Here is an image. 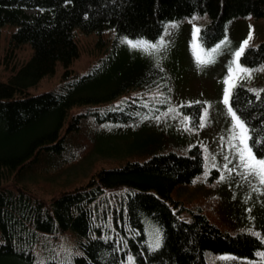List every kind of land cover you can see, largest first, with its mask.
Segmentation results:
<instances>
[{"label": "trees", "instance_id": "16d2710c", "mask_svg": "<svg viewBox=\"0 0 264 264\" xmlns=\"http://www.w3.org/2000/svg\"><path fill=\"white\" fill-rule=\"evenodd\" d=\"M196 17L208 20L198 45L211 49L229 20H264V0H0V34L7 26L9 47L31 50L0 79V264H207L208 254L252 261L264 253L261 236L224 233L200 211L182 216L186 208L171 194L202 174L199 145L141 162L116 158L119 165L95 169L84 184L49 200L21 184L61 174L93 150L112 154L104 130L137 128L166 111L171 91L158 60L160 40L168 23ZM77 32L96 35L99 49L112 35L83 73L68 69L79 53ZM126 40L158 47L121 56ZM240 60L249 68L264 65V42L247 47ZM58 64L59 84L34 94ZM153 90L157 97L144 95ZM230 106L248 129L253 153L264 158V88L257 95L237 86ZM203 107L180 106L188 127H197ZM66 233L74 242L62 255L59 239Z\"/></svg>", "mask_w": 264, "mask_h": 264}, {"label": "rangeland", "instance_id": "374dc122", "mask_svg": "<svg viewBox=\"0 0 264 264\" xmlns=\"http://www.w3.org/2000/svg\"><path fill=\"white\" fill-rule=\"evenodd\" d=\"M203 18L170 22L165 27L160 40L164 43L158 48V60L170 84L171 102L166 111L156 118L144 121L137 128L112 124L107 131L104 130L103 135L108 134L114 143V156H103L93 150L61 174H33L38 176L21 184L38 197L49 200L63 191L84 184L95 169L119 165L120 163L115 161L116 158L123 157L121 161L129 159L141 162L153 155L168 152L187 154L193 145H199L204 161L202 174L190 184L177 187L171 194L174 201L186 208L185 212L182 211V216L188 219L191 216L190 211H200L210 223L224 233L234 235L248 232L264 238V184H261L256 176L246 175L245 169L240 166L237 149L242 146L238 139H232L235 131L233 121L223 103V81L228 75L229 66L232 65L234 53L239 50L250 32L252 40L248 47L264 42V20L251 17L231 19L226 23L224 38L215 48L202 49L197 39L195 43L198 47L194 48L193 29L198 28L200 31L207 25V18ZM11 31L5 26L0 34L2 80L31 55L28 46L18 49L9 47ZM75 35L79 53L68 69L73 73H83L104 52L112 35L103 37L105 44L100 49L96 47V35L80 32ZM198 53L211 62L206 65L199 64ZM125 54L141 57L146 52L133 49L126 43L120 55ZM240 63L251 71L252 75L251 79L240 80L238 86L255 94L259 93L264 88V71L261 70L264 65L249 68L241 60ZM63 71L64 68L60 64L56 65L54 73L42 78L35 88L31 89L32 92L37 94L56 87ZM144 95L157 97L159 94L157 90H153ZM195 102H203L204 109L197 127L190 129L188 118L182 114L180 106ZM77 111L78 109H75L73 113ZM201 122L204 127L200 126ZM90 148L87 146L84 151ZM73 242L74 239L69 233L64 234L59 239L60 254L68 253ZM37 252L42 254L41 251ZM257 257L251 261L230 254H208L206 260L207 264H264V253H258Z\"/></svg>", "mask_w": 264, "mask_h": 264}, {"label": "snow or ice", "instance_id": "6c2138e0", "mask_svg": "<svg viewBox=\"0 0 264 264\" xmlns=\"http://www.w3.org/2000/svg\"><path fill=\"white\" fill-rule=\"evenodd\" d=\"M199 29H193V47L197 48L195 41L198 37ZM252 40V33L250 32L248 37L241 43L239 50L234 53V59L232 65L228 68V75L223 81L224 87V97L223 103L226 105L229 115L233 121V129L235 130L232 136V139H238L240 142V147L237 149V154L239 156L240 166L245 169L246 175H254L256 176L261 184H264V158H257V156L253 153L252 148L249 146V133L248 129L245 126V123L238 118L236 113L233 111V108L230 106V100L232 97L233 89L236 88L239 84L240 80L243 79H251V71L247 68L241 66L240 57L244 54L245 49L248 47L250 41ZM129 45V47L133 49H142L145 52L149 50L155 51L158 47L156 44H150L143 40H138L136 42H132L129 40L124 41ZM163 41H160L159 46H163ZM216 51V49H213ZM210 55V54H209ZM197 62L201 65H206L211 62L209 59L203 58L199 53L197 54ZM264 71V69H261ZM258 95V93H257ZM206 115V113H205ZM201 127H204V123L201 122ZM235 147V145H233ZM227 159V158H226ZM223 178V177H222ZM259 235V234H256ZM158 246V244H157Z\"/></svg>", "mask_w": 264, "mask_h": 264}]
</instances>
